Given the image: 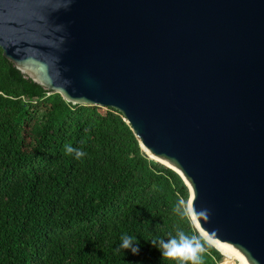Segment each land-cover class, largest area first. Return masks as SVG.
<instances>
[{
	"label": "water",
	"instance_id": "water-1",
	"mask_svg": "<svg viewBox=\"0 0 264 264\" xmlns=\"http://www.w3.org/2000/svg\"><path fill=\"white\" fill-rule=\"evenodd\" d=\"M0 51L66 103L119 113L208 210L197 236L264 264V0H0Z\"/></svg>",
	"mask_w": 264,
	"mask_h": 264
},
{
	"label": "trees",
	"instance_id": "trees-1",
	"mask_svg": "<svg viewBox=\"0 0 264 264\" xmlns=\"http://www.w3.org/2000/svg\"><path fill=\"white\" fill-rule=\"evenodd\" d=\"M164 166L142 157L119 113L66 103L0 51V264H176L152 241L197 234L175 211L187 192ZM125 234L138 254L121 248ZM201 243L200 264H239Z\"/></svg>",
	"mask_w": 264,
	"mask_h": 264
},
{
	"label": "clouds",
	"instance_id": "clouds-1",
	"mask_svg": "<svg viewBox=\"0 0 264 264\" xmlns=\"http://www.w3.org/2000/svg\"><path fill=\"white\" fill-rule=\"evenodd\" d=\"M67 154L75 153L77 159L85 155L84 152L73 148L70 144L65 146ZM175 211L182 217L191 221L193 218L196 220H208L209 212L207 209L196 210L191 204H186L181 199L175 208ZM121 248L130 250L133 255L138 254L139 246L134 241L133 237L125 234L121 237ZM158 243V250L163 259L175 261L176 264H200V254L204 252V247L201 243V238L196 235H189L184 231H180L176 236L170 237L167 240L160 239L152 241L155 246Z\"/></svg>",
	"mask_w": 264,
	"mask_h": 264
},
{
	"label": "bare ground",
	"instance_id": "bare-ground-1",
	"mask_svg": "<svg viewBox=\"0 0 264 264\" xmlns=\"http://www.w3.org/2000/svg\"><path fill=\"white\" fill-rule=\"evenodd\" d=\"M151 157V156H150ZM151 158H153V157H151ZM158 162H160V163H163V164H165L164 162H162V161H159V160H157ZM209 243V242H208ZM211 246H213L214 248H217V249H219L220 251H221V253H226V254H228V255H230V256H233L234 258H236L237 260H238V262H239V264H241V259H239L236 255H234V254H232V253H230V252H228V251H226V250H224V249H222V248H220V247H217V246H215V245H213V244H211V243H209Z\"/></svg>",
	"mask_w": 264,
	"mask_h": 264
},
{
	"label": "rangeland",
	"instance_id": "rangeland-1",
	"mask_svg": "<svg viewBox=\"0 0 264 264\" xmlns=\"http://www.w3.org/2000/svg\"><path fill=\"white\" fill-rule=\"evenodd\" d=\"M102 110L103 109H99V111H101L102 112ZM185 203H186V201H185ZM218 264H229V263H227L226 262V260L223 258V257H221V259H220V261L218 262ZM231 264V263H230ZM232 264H236V262H232Z\"/></svg>",
	"mask_w": 264,
	"mask_h": 264
}]
</instances>
